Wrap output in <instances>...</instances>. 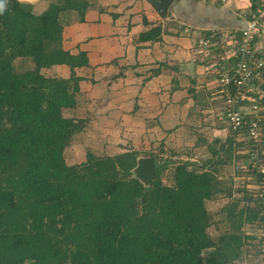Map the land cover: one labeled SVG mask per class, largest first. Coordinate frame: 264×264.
Masks as SVG:
<instances>
[{
	"label": "trees",
	"instance_id": "trees-1",
	"mask_svg": "<svg viewBox=\"0 0 264 264\" xmlns=\"http://www.w3.org/2000/svg\"><path fill=\"white\" fill-rule=\"evenodd\" d=\"M2 3L0 264H235L243 254L241 227L259 207L237 209L248 195L225 206L232 230L213 239L205 202L231 195V187L217 179L216 167L207 168L210 159L202 167L177 162L164 183L169 159L148 153L155 170L149 184L134 174L136 150L65 162L63 151L83 126L62 110L74 106L80 80L74 68L88 59L63 49L59 15L68 9L82 15L87 1L53 0L39 13L27 1ZM160 33L152 26L138 39ZM28 59L32 68L16 70L14 61ZM56 64L67 65L70 77L41 72ZM214 143L208 148L215 164L240 158L229 135Z\"/></svg>",
	"mask_w": 264,
	"mask_h": 264
},
{
	"label": "crops",
	"instance_id": "crops-1",
	"mask_svg": "<svg viewBox=\"0 0 264 264\" xmlns=\"http://www.w3.org/2000/svg\"><path fill=\"white\" fill-rule=\"evenodd\" d=\"M52 1L28 2L34 12L39 13ZM86 1L82 15L74 9L64 10L59 15L63 49L72 54L85 52L88 64L92 65L89 71L93 74V89L97 86L103 89L104 103L116 119L123 115L121 110L127 111L126 123H121L130 126L128 132L133 137L145 132L149 137L152 134V139L161 140L173 139L170 133L185 130L184 125L191 124L192 100L199 98L195 85L196 79H200V66L196 57L192 59L194 40L185 35L182 26L176 28L177 24L190 23L200 29H241L250 19L252 3L257 5L256 11L264 0H225L219 4L173 0L164 15L149 0ZM156 25L161 28L159 38L138 39L141 32ZM256 41V47L261 48L258 38ZM190 61L193 73L188 68ZM51 68L71 72L65 64L52 65L41 72L45 76L67 78L57 73L47 74ZM81 68L87 70L82 66L74 68V72ZM85 81L82 77L78 88L87 86ZM206 89L211 90V87L206 84ZM78 96L81 97L80 92L75 94L74 106L62 110L63 115L74 111L81 100ZM98 101L101 104L100 99ZM187 129L181 138L190 136L192 124ZM214 130L218 138L227 135L225 127Z\"/></svg>",
	"mask_w": 264,
	"mask_h": 264
},
{
	"label": "rangeland",
	"instance_id": "rangeland-1",
	"mask_svg": "<svg viewBox=\"0 0 264 264\" xmlns=\"http://www.w3.org/2000/svg\"><path fill=\"white\" fill-rule=\"evenodd\" d=\"M21 1L28 2L34 0ZM202 1L212 4L221 3L218 0ZM184 24L182 22L180 24L178 23L176 28L179 26V28H181ZM210 29L214 28L208 27L205 31ZM185 35L189 36L187 33H185ZM192 59L195 60L194 55H192ZM91 63H93V61H91ZM198 65L200 66V79H196L197 85L195 86L198 88L197 90H199V98H196L195 102L192 100V121H190L192 124V131L189 133L190 136L181 138L187 133L186 130H188L187 128L191 125L186 123L184 125L185 130L180 129V131L177 130L178 132L170 133V137H173V139L165 137V139L161 140L152 139V134L149 137L145 132L139 134L138 137H133L132 133L130 134L128 132L130 126L122 125L121 123L125 121L124 115L127 111L121 110L123 115H119L117 119L115 118V115L111 113L113 111H110L106 103H104L105 95L103 89L100 88V86H97V89H93L92 87L93 74L89 71L92 65H84L87 70L81 68L74 72V74L87 80L85 82H88V85L84 87H82V85L79 86L77 92L81 93V97L78 96L81 98L80 102L74 111H67L64 114V116L81 120L83 128L73 135L69 145L63 151V156L65 162L70 165L86 161L88 158L87 154L93 156H106L127 150H136L138 151L139 157L143 158L149 156L148 153H154L162 158L169 159L170 165L166 170H163L161 175L164 183L169 182L168 177L172 173L173 167L177 162L187 160L190 161V163H194L196 167H202L203 161L210 159L211 161L209 166L207 165V168L216 167L217 172L215 176L217 179L222 182L224 187H231V195L222 193L205 202L211 220L207 231L213 239H216L224 232L232 230V223L229 218H227L228 212L225 210V206L236 199H243L244 195L247 196V193L242 187L241 173L236 169L238 164L237 161L240 158L236 160V158L233 157L231 161L224 162L223 164H215V156H213L214 158L211 157L212 155L208 146L212 148L219 146L218 143H214V140L217 139V136L214 134V128L225 127V124L220 120V113L218 110L219 98L216 94H210V92L215 91L217 87L207 75L205 67L201 64ZM14 67L18 71H24L32 68L33 63L30 59L26 61L23 60V62L14 61ZM46 72L47 74L57 73L60 76L70 77L69 72L60 69L51 68L50 71L48 70ZM81 78L78 81V85L81 82ZM206 84L211 87V90L206 89ZM94 97H97L96 103L94 102ZM99 99L101 104L98 103ZM227 135L220 138L221 142H224ZM247 198H249V196H247ZM244 205H249L251 208L255 206L254 201L249 198L248 200L243 199L240 201L237 209ZM244 247L245 246L242 248V250L244 249L242 253L245 254ZM244 254L241 255L242 258L236 259L234 263L250 264L249 259L243 257Z\"/></svg>",
	"mask_w": 264,
	"mask_h": 264
},
{
	"label": "built area",
	"instance_id": "built-area-1",
	"mask_svg": "<svg viewBox=\"0 0 264 264\" xmlns=\"http://www.w3.org/2000/svg\"><path fill=\"white\" fill-rule=\"evenodd\" d=\"M221 3L225 0H218ZM241 29L208 31L188 24L193 54L215 83L220 119L236 146L242 187L259 209L241 227L250 264H264V1ZM257 38L261 43L258 48ZM256 207V206H253ZM244 250V249H243Z\"/></svg>",
	"mask_w": 264,
	"mask_h": 264
},
{
	"label": "water",
	"instance_id": "water-1",
	"mask_svg": "<svg viewBox=\"0 0 264 264\" xmlns=\"http://www.w3.org/2000/svg\"><path fill=\"white\" fill-rule=\"evenodd\" d=\"M173 0H149L152 6L157 9L160 14L164 15L167 8L170 6ZM188 68L194 72L193 62L190 61ZM134 172L137 178H139L143 183L149 184L155 178L154 170V160L153 157H143L139 158L137 165L134 168Z\"/></svg>",
	"mask_w": 264,
	"mask_h": 264
},
{
	"label": "clouds",
	"instance_id": "clouds-1",
	"mask_svg": "<svg viewBox=\"0 0 264 264\" xmlns=\"http://www.w3.org/2000/svg\"><path fill=\"white\" fill-rule=\"evenodd\" d=\"M3 10V3H2V0H0V11Z\"/></svg>",
	"mask_w": 264,
	"mask_h": 264
}]
</instances>
